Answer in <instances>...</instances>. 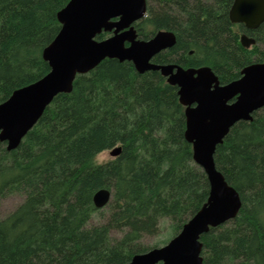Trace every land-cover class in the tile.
<instances>
[{"label": "trees", "instance_id": "obj_1", "mask_svg": "<svg viewBox=\"0 0 264 264\" xmlns=\"http://www.w3.org/2000/svg\"><path fill=\"white\" fill-rule=\"evenodd\" d=\"M67 1L0 0V102L49 71L41 51L58 32L56 13ZM151 1L138 33L150 26L176 37L157 63L205 64L225 83L264 59V22L250 31L256 44L243 48L227 19L229 0ZM184 131L177 87L158 72L105 58L76 75L72 90L53 98L16 148L0 142V199L22 197L0 217V264H124L151 248L140 240L159 234L160 221L177 234L209 190ZM117 146L112 159L94 163ZM213 159L241 206L201 235L203 263L264 264V107L230 128ZM100 188L111 196L95 208ZM103 209L105 221L89 224Z\"/></svg>", "mask_w": 264, "mask_h": 264}, {"label": "water", "instance_id": "obj_2", "mask_svg": "<svg viewBox=\"0 0 264 264\" xmlns=\"http://www.w3.org/2000/svg\"><path fill=\"white\" fill-rule=\"evenodd\" d=\"M145 11V0H68L56 13L58 32L41 51L49 71L0 102V142L7 150L16 148L53 98L69 93L76 75L105 58L130 61L139 73L158 70L177 87L184 107V137L191 144L193 161L206 175L208 196L164 245L136 253L124 264H204L201 235L234 218L241 206L238 192L216 168L213 155L235 123L252 120L253 112L264 107V60L246 65L238 79L226 84H220L207 66L185 69L175 63H152L151 57L171 47L175 37L159 30L149 39H137L132 23ZM229 18L247 28L258 26L264 22V0H233ZM102 32L111 34L97 39ZM241 42L254 40L243 35ZM119 152V146L109 150L112 157ZM110 196L106 188L96 190L94 207L105 206Z\"/></svg>", "mask_w": 264, "mask_h": 264}, {"label": "rangeland", "instance_id": "obj_3", "mask_svg": "<svg viewBox=\"0 0 264 264\" xmlns=\"http://www.w3.org/2000/svg\"><path fill=\"white\" fill-rule=\"evenodd\" d=\"M152 1L150 0L149 6H152ZM154 5V4H153ZM100 157H109L108 160L112 159V156L109 154V150L102 151L98 153ZM22 201V197L20 195H11L0 199V217L5 216L9 212H11L20 202ZM104 210V214L100 215L99 213H95L90 221L89 224H101L105 221L107 216V211ZM159 234L157 235H145L141 240L140 243L143 246L153 247L155 244L158 246L164 245L174 234L170 235L168 230V222L166 220L160 221V229ZM110 235L112 238H118L120 236L119 233L115 231H111Z\"/></svg>", "mask_w": 264, "mask_h": 264}, {"label": "flooded vegetation", "instance_id": "obj_4", "mask_svg": "<svg viewBox=\"0 0 264 264\" xmlns=\"http://www.w3.org/2000/svg\"><path fill=\"white\" fill-rule=\"evenodd\" d=\"M146 1V11H145V14H144V16L143 17H141L140 19H138V20H136V21H134L133 23H132V26H133V28L135 29V32H136V38L137 39H144V40H146V39H149V38H151V37H153L154 36V34L157 32V31H159V30H163V31H170V30H166V29H158V30H156V31H154L153 33H152V30L150 29V26H148V34H146L145 36H143V35H140L139 33H138V31H137V28H136V24L137 23H139L143 18H147L148 17V15H149V3H150V0H145ZM232 2H233V0H229V2H228V6H227V19H228V21H229V23L233 26V31H235L236 33H237V36H238V43L240 44V46H242L243 48H246V49H251L255 44H256V40H255V38L251 35V33H250V31H252V30H255V29H257L262 23H260L258 26H256V27H254V28H247L243 23H234V22H231L230 21V18H229V10H230V7H231V5H232ZM170 32H172V31H170ZM102 33H106V36L104 37V38H106L107 36H109L110 34H111V32H102ZM173 33V32H172ZM173 35H174V33H173ZM246 36L247 38H251V39H253L254 40V42L253 43H250V44H248V45H244L242 42H241V37L242 36ZM98 36V35H97ZM97 36H96V38H97ZM174 37H175V35H174ZM104 38H101V39H104ZM98 39V38H97ZM175 42H176V37H175ZM174 42V43H175ZM125 45H127V43H125ZM170 47H166V48H164V49H162V50H160L159 52H157V53H155L152 57H151V59H150V62H152V63H156V64H167V63H175V62H163V63H157L156 61H155V57H156V55H158V54H160V53H163V52H166V50H168ZM264 60V59H263ZM263 60H259V61H252V62H250V63H256V62H261V61H263ZM250 63H248V64H250ZM175 64H177V65H179V66H181V67H183V68H198V67H204V66H207V67H210V66H208V65H205V64H201V65H198V66H183V65H181V64H178V63H175ZM248 64H246V65H248ZM246 65H244L243 67H245ZM242 67V68H243ZM211 68V67H210ZM242 68L240 69V71L242 70ZM211 70H212V68H211ZM148 71H156V72H158L159 74H160V72L158 71V70H148ZM213 71V70H212ZM214 72V71H213ZM215 73V72H214ZM240 73V72H239ZM161 75V74H160ZM216 75V74H215ZM162 76V75H161ZM217 76V75H216ZM163 78H165L164 76H162ZM218 77V76H217ZM240 77V75L237 77V78H235V79H238ZM235 79H233V80H235ZM166 80V79H165ZM219 80V79H218ZM233 80H231V81H233ZM230 82V81H229ZM219 83L220 84H226V83H228V82H225V83H221L220 82V80H219ZM259 110V109H258ZM257 111V110H256ZM156 264H161L160 262H158V263H156Z\"/></svg>", "mask_w": 264, "mask_h": 264}, {"label": "clouds", "instance_id": "obj_5", "mask_svg": "<svg viewBox=\"0 0 264 264\" xmlns=\"http://www.w3.org/2000/svg\"><path fill=\"white\" fill-rule=\"evenodd\" d=\"M109 157L105 156V157H100L99 155H95L94 156V163L96 165H102L104 163H106L108 161Z\"/></svg>", "mask_w": 264, "mask_h": 264}]
</instances>
